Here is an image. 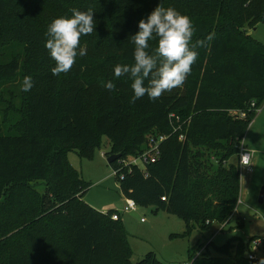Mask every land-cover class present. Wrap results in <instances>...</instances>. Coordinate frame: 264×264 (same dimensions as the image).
<instances>
[{
  "label": "trees",
  "instance_id": "1",
  "mask_svg": "<svg viewBox=\"0 0 264 264\" xmlns=\"http://www.w3.org/2000/svg\"><path fill=\"white\" fill-rule=\"evenodd\" d=\"M160 2L191 19L193 44L213 38L196 49L182 86L133 103L132 81L113 69L133 63L128 38ZM72 9H91L96 28L81 37L84 55L71 70L53 75L47 27ZM259 24L264 0H0V40H7L0 42V264H133L121 217L113 221L114 211L84 201L89 184L68 161L69 153L91 160L103 138L106 157L126 159L150 136L167 137L155 163L122 169L118 184L137 208L181 217L185 231L176 237L226 224L240 188L230 160L264 104V45L246 33ZM25 76L29 92L21 90ZM109 80L114 90L103 86ZM110 166L117 169V160ZM235 240L231 264H264L242 259L255 238L234 237L215 250L227 255ZM196 253H188L191 264H224ZM134 264L171 263L149 252Z\"/></svg>",
  "mask_w": 264,
  "mask_h": 264
},
{
  "label": "rangeland",
  "instance_id": "2",
  "mask_svg": "<svg viewBox=\"0 0 264 264\" xmlns=\"http://www.w3.org/2000/svg\"><path fill=\"white\" fill-rule=\"evenodd\" d=\"M259 25L258 30L247 29L246 33L264 45V24ZM6 41V39L0 40L1 43ZM243 140L247 149L253 152L252 170L246 173L237 166L240 175L241 203L237 204L236 211L222 231L218 232L221 225L215 224L209 225L210 228L204 231L194 230L188 237H176L185 231V224L181 217L155 210L153 206H140L135 212L121 214V223L128 235L130 260L133 264L149 252L154 253L159 261L184 264L188 262L189 251L194 249H197L196 254L201 258L207 257L211 252L215 259L224 264H231L234 260L232 256L236 257L238 241L232 242V248H229L227 255L216 251L215 246H222L234 237L240 238L244 244L247 239L264 240V205L257 202L259 191L264 186V112L252 120ZM109 151L110 144L106 138H103L91 160L80 158L74 153L68 154L70 165L89 184L84 201L101 213L121 211L124 200L118 179L106 162L107 157L104 154ZM230 163L237 164V158H232ZM141 219L143 222H140ZM244 251L243 260L246 259L250 248L246 247ZM255 255L258 258L264 257L263 244L257 249ZM236 260L238 259L235 258Z\"/></svg>",
  "mask_w": 264,
  "mask_h": 264
},
{
  "label": "clouds",
  "instance_id": "3",
  "mask_svg": "<svg viewBox=\"0 0 264 264\" xmlns=\"http://www.w3.org/2000/svg\"><path fill=\"white\" fill-rule=\"evenodd\" d=\"M95 13L89 9H72L70 17L61 16L52 20L46 31L45 48L54 62L53 75L67 73L83 56L80 47L81 37L90 35L96 28ZM194 26L191 19L172 7L165 8L161 2L137 24V31L128 41L133 45V63L114 66L115 78L127 77L132 81L131 102L147 96L157 99L165 92L183 85L198 58V47H204L206 40L192 43ZM155 41V49L152 43ZM107 90H114V83L109 80L103 85ZM33 87L32 77L25 76L22 81L23 92Z\"/></svg>",
  "mask_w": 264,
  "mask_h": 264
},
{
  "label": "built area",
  "instance_id": "4",
  "mask_svg": "<svg viewBox=\"0 0 264 264\" xmlns=\"http://www.w3.org/2000/svg\"><path fill=\"white\" fill-rule=\"evenodd\" d=\"M170 117L173 118V115H171ZM241 117H244V114H241ZM175 120L176 122H178L177 117H175ZM179 127L174 128V132L177 129H179ZM166 138L167 137L164 135L157 136L156 138L150 136L148 138L147 148L141 154H139L136 157H128L126 159L117 160L118 167L117 169L113 170V175L118 180H122L123 179V174L121 172L122 169H128V171H131V168L135 166L144 170L146 166L155 163L160 154V144L164 140H166ZM183 139L184 136L179 135L178 140L182 141ZM252 155L253 152L244 146V140H242L239 147L237 164L238 167L243 171H245L246 173H249L252 170V157H253ZM162 200H164V198H162ZM238 203H241L240 199L238 200ZM136 210H137L136 203L132 199L126 198L123 201L122 210L114 211V213H112L111 215V219L113 221H117L120 219L121 214L132 213L135 212ZM140 221L143 222V219H141ZM224 225L225 224H221V228L224 227ZM248 244H249L250 252L247 254V259L251 261L256 260L258 257L255 255V252L262 244V240L260 239L250 240ZM198 256L199 255L196 254L194 258H197ZM184 264H191V263L188 261L185 262Z\"/></svg>",
  "mask_w": 264,
  "mask_h": 264
},
{
  "label": "water",
  "instance_id": "5",
  "mask_svg": "<svg viewBox=\"0 0 264 264\" xmlns=\"http://www.w3.org/2000/svg\"><path fill=\"white\" fill-rule=\"evenodd\" d=\"M119 158H120L119 154H116V155L113 154V155H110L106 158V162L110 165L111 163L118 160ZM257 202L260 205H264V186H262L260 191H259Z\"/></svg>",
  "mask_w": 264,
  "mask_h": 264
},
{
  "label": "crops",
  "instance_id": "6",
  "mask_svg": "<svg viewBox=\"0 0 264 264\" xmlns=\"http://www.w3.org/2000/svg\"><path fill=\"white\" fill-rule=\"evenodd\" d=\"M259 26H260V25H258L255 29L258 30ZM255 29H254V30H255ZM263 106H264V104H263ZM263 106H262V107H263ZM262 107L257 111L256 116H258L259 114H262V113L264 112V109H262ZM258 113H259V114H258ZM256 116H255V117H256ZM244 146H245V144H244ZM245 147H246V146H245ZM246 148H247V147H246ZM235 211H236V209H235ZM127 214H128V213H127ZM140 222H141V221H140ZM222 228H223V227H222ZM222 228L220 227L217 231H218V232H219V231H222ZM215 233H216V232H215ZM215 233H214V234H215ZM208 257H210V258H214L215 256H214V255H211V252H210V254L208 255ZM184 263H185V262H184Z\"/></svg>",
  "mask_w": 264,
  "mask_h": 264
}]
</instances>
